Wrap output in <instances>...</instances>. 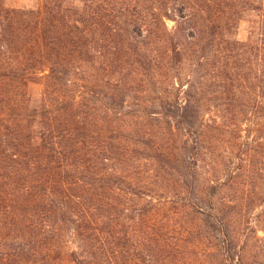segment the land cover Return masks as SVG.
Wrapping results in <instances>:
<instances>
[{"label": "rangeland", "instance_id": "rangeland-1", "mask_svg": "<svg viewBox=\"0 0 264 264\" xmlns=\"http://www.w3.org/2000/svg\"><path fill=\"white\" fill-rule=\"evenodd\" d=\"M119 1L120 19L102 17L103 9L93 24L87 0H1L7 11H20L0 36L14 43L3 48L45 57L44 71L26 83L2 75L14 65L0 67L1 104L21 118L20 131L11 129L23 142L0 138V264H118L116 250L125 254L119 264H264V98L244 95L260 93L264 83L256 78L264 64V1L227 3L231 18L207 25L212 12L198 21V7L189 14L179 3ZM14 26L19 36L10 35ZM231 75L238 76L237 94ZM64 107L110 135L172 132L181 152L189 139L197 145L196 178L183 175L177 160L163 166L140 140L135 155L91 145L87 156L79 154L81 167L46 191L38 175L44 169L30 161L33 143L42 141L50 110ZM85 165L96 167L94 204L84 189V176L93 182ZM239 165L251 170L227 180ZM212 178L223 182L213 195L222 223L206 203L204 213L192 207L193 186L201 183L206 195ZM71 193L87 197L85 212ZM141 213L144 220L134 222ZM93 226L105 229L107 243Z\"/></svg>", "mask_w": 264, "mask_h": 264}, {"label": "trees", "instance_id": "trees-1", "mask_svg": "<svg viewBox=\"0 0 264 264\" xmlns=\"http://www.w3.org/2000/svg\"><path fill=\"white\" fill-rule=\"evenodd\" d=\"M162 5L165 7H174L178 8L177 4L179 3L180 6H185V9L191 10L198 7V21H203L205 18V15L207 13L212 14L209 16V19L206 20V25L212 22H220L224 24L225 20H229L228 18H231V15H229V12L226 11L227 3L231 4H238V0H160ZM241 1V0H239ZM264 1V0H263ZM119 0H87V7L91 9V17L93 19H96V21L93 24L97 23V19L101 16V10H105V14L102 15V17H109L110 21H114L115 19H120L124 12L117 7L116 4H118ZM178 4V5H179ZM25 12V11H23ZM88 12V10H87ZM27 13V12H25ZM34 13V12H33ZM20 14L19 10H12L7 11L1 3L0 0V36H7L8 27L9 25L13 24V22H9L8 19L17 18ZM112 19V20H111ZM83 21V20H82ZM9 29L10 35L12 36H19V32L16 31V29ZM116 29V27H115ZM87 33H91V31H87ZM71 33H68L70 35ZM2 42H5V44L0 45V67L5 68V65L7 62L10 63V65H14L10 70L9 73H5L2 75L7 76H13L16 78H19L21 82L26 83L25 79L29 78L31 74L40 73L43 72V67L41 63L43 62V58L45 55L41 53L40 51L36 50H26V48H17V49H7L3 48V46H7V44L14 43V40H10L7 37H3L0 39ZM77 40V41H76ZM82 42L81 37L74 40V42ZM8 47V46H7ZM34 51V52H33ZM180 52L176 50V54L178 55ZM229 61V60H228ZM229 65V62H228ZM261 65V66H260ZM264 64L259 61V65L257 67L258 73H256V78L260 76V81L264 82ZM238 79V76L231 75L230 79H232L231 85H232V91L236 93V91L239 90V86H236L234 83V80L236 78ZM263 86L260 87V93L257 92L256 88H250L246 89L247 91H244L245 97H247L248 100L258 99L259 97L264 98V83ZM234 98L241 99V96H233ZM19 106L18 101L14 102ZM186 102L180 103L178 107L185 108ZM74 107V106H73ZM67 107H64L63 110L58 109H52L50 110V116H46V120H44L43 123L47 125V131L44 132V135L42 136V141L33 143V158L35 159L32 163L38 162L40 165L38 166L39 169H44L43 172H40L39 178L42 180L44 179V185L42 187L50 192L53 193L52 187L55 183L61 185L63 183L64 173L70 172L72 169H79L81 167L80 161L78 160V157H81L79 154H84L87 156V151L89 150V147L92 145V150L97 149H104L113 152L115 148L120 151L123 155L128 154L129 152H133L132 155H135V149L137 142H140V140L143 141V144L149 147V151L152 153L150 154L151 157L156 158L160 162L163 163V166L168 165L169 167H174L172 162L179 161L180 165H182L183 170H179L182 172L183 175H190L191 177H195L196 170L198 166V162L195 161V154L193 152V149L197 147L196 144L190 143L189 139L185 140L186 145V152L185 150L181 152V150L178 149L176 145V138L175 136H172V132H167L170 134L169 136L162 135H155V133H152L149 135L150 137H147L146 134L142 133L141 138L139 137H131V135H127L122 130H118L119 133H115L114 135H110L108 132L104 131V127H100L95 125L94 120L88 119V117H77L73 116L70 112H65L64 110ZM64 111V112H62ZM21 118L15 117L10 115L9 111L5 109L4 106L1 104L0 100V138L2 137L3 141L8 140V138H12V145L14 146H20L22 142V133L14 132L11 128H15L17 131H20V129L17 126H20L21 124ZM47 121V122H46ZM175 123H180L179 120L176 118L173 119ZM172 121V123H173ZM171 123V122H170ZM44 125V124H43ZM127 125V123L125 124ZM173 125V124H172ZM123 129L125 126H122ZM120 128V126H116V129ZM23 131V130H21ZM144 139V140H143ZM196 142L198 143V140L196 139ZM189 145V146H188ZM20 152V151H18ZM18 154V153H15ZM20 156H24L23 154ZM85 162L87 163V157L85 159ZM194 163V164H193ZM45 165V167H43ZM87 165V164H86ZM86 165L83 169L90 170V177L93 179V182L88 181V179L84 178L82 176H78V179L75 180L74 185L81 187L84 183V189L89 193L91 196L89 199L91 200L92 204H94L95 200V194H96V178H92L93 174L96 175V167L88 165L86 168ZM29 167L31 164L28 165ZM239 165L237 168H229V171L227 172V180H233V182H236V179L246 171L251 170L247 166H241ZM179 168V166H178ZM231 169V170H230ZM196 178V177H195ZM194 179V178H193ZM222 181L220 178H212V180L208 183L207 188L209 189L208 192H206V195L202 193V191H205V187L201 185L200 186H193L192 194L193 197L196 199L195 204L192 205V207L201 213H204L206 211H203L205 209L204 205H201L202 203H206L209 208L211 209L210 214L214 216L215 221L222 223L221 220V210L220 208L215 204L213 201V195H215L216 191L215 188L217 186L222 185ZM202 190V191H200ZM59 191V189L57 190ZM73 196H71V199H74L77 204H82L84 206V212L86 211V205H89L88 202H86L87 197L80 193H71ZM205 198H208L210 201L204 202ZM229 204V203H228ZM91 206V205H90ZM95 207V206H93ZM92 208V206L90 207ZM88 212V210H87ZM134 222L144 220L143 214H139L135 216ZM149 227H152V225H149ZM86 229H88V226H86ZM92 229H95L99 232H96L97 239L100 242H105L107 233L105 229L101 227V230H99V227L93 226ZM120 247V246H119ZM122 255H125L123 251L116 250V262L119 264L121 261ZM228 259V258H226ZM129 261V260H128ZM130 260L129 262H131ZM133 263V262H132Z\"/></svg>", "mask_w": 264, "mask_h": 264}]
</instances>
